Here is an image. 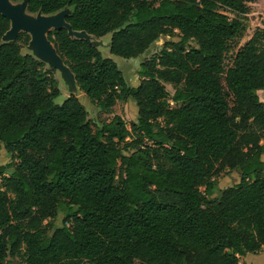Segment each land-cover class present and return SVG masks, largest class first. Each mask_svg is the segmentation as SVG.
<instances>
[{"label": "trees", "instance_id": "trees-1", "mask_svg": "<svg viewBox=\"0 0 264 264\" xmlns=\"http://www.w3.org/2000/svg\"><path fill=\"white\" fill-rule=\"evenodd\" d=\"M253 1L29 0L30 14L71 10L73 32L110 35L123 59L178 38L131 86L89 42L48 33L100 110L137 107L136 123L96 131L77 97L55 103L53 71L21 52L27 34L3 41L0 16V264H240L264 250V30L237 44ZM224 171L240 181L215 196Z\"/></svg>", "mask_w": 264, "mask_h": 264}, {"label": "rangeland", "instance_id": "rangeland-1", "mask_svg": "<svg viewBox=\"0 0 264 264\" xmlns=\"http://www.w3.org/2000/svg\"><path fill=\"white\" fill-rule=\"evenodd\" d=\"M23 2L20 1L16 4L20 5ZM249 12L245 16L246 22V30L241 39L237 41V44L242 45L247 42L252 35L258 29L264 30V0H255L252 3L248 4ZM71 10L65 9L60 12H57L53 15H49L50 18H59L61 16L69 15ZM231 18L234 16L228 14ZM27 16L36 20L41 17V14H27ZM82 33V32H81ZM72 35L73 39L78 38H86L88 42L94 46L104 58L112 59V61L116 64L118 69L121 71L125 80L131 86H137L139 84L140 78L137 76L138 71L140 70V65L144 60L150 59L154 54L158 53L160 49L166 42L177 41V37H168L162 36L160 37L154 45L146 51L144 54L133 58V59H123L120 57H116L110 54L109 45H110V35H106L101 38L94 37L92 35ZM29 36V35H28ZM48 36V35H47ZM85 39V40H86ZM8 39L5 38V41ZM22 49L21 52L24 55H31L33 58L42 62L45 70H52L54 78L58 83V89L60 91V95L55 99V103L60 105L63 101L69 97L70 95H74L77 97L79 102L84 106L88 113V119L90 120L93 130H98L101 128L103 123L110 122L115 116L120 117L125 125L129 127L132 123L137 122V107L132 101H127L126 103H117L111 110V113H105L100 110L94 103H92L89 98L84 95L79 89H77V85L74 81V78L71 73L68 72L63 60L60 56H55V59L42 57L39 50L31 44V37L29 36V41L27 44H20ZM229 57V56H228ZM226 58L225 66H230L229 58ZM167 92L170 94V97L173 94V88L171 86H165ZM257 95L260 101L264 104V91H257ZM170 100V99H169ZM171 107H175V104L169 101ZM264 144V139L262 141ZM264 161V156L262 157ZM10 162V157L6 153L3 145L0 144V165H6ZM214 182L216 184V189L214 195L217 196L219 191L233 187L240 181V174L236 171H224L217 177H215ZM203 190V189H202ZM64 221L63 212L59 211L57 216L48 222V225H53L54 227L61 226ZM240 264H264V250L258 252L256 254H248L239 260ZM16 260H12V264H15Z\"/></svg>", "mask_w": 264, "mask_h": 264}, {"label": "water", "instance_id": "water-1", "mask_svg": "<svg viewBox=\"0 0 264 264\" xmlns=\"http://www.w3.org/2000/svg\"><path fill=\"white\" fill-rule=\"evenodd\" d=\"M28 2L29 0H23V2L18 5L13 3L11 0H0V16L6 18L10 23V28L3 38L4 42L14 41L20 33L27 34L31 37V44L39 50L42 57L47 56L48 58L54 60L55 56L58 57L59 55L56 53L54 46L48 40L47 35L49 32L64 28L67 30L70 38H72V35H85L83 34L84 32L81 33L72 31L71 27L65 21V18L68 15L61 16L59 18H50L41 14L42 16L36 20L30 19L27 16ZM5 38L8 40L5 41ZM76 39L85 40L86 38L77 37ZM85 41L88 42V39ZM66 68L68 72L71 73L67 66Z\"/></svg>", "mask_w": 264, "mask_h": 264}]
</instances>
